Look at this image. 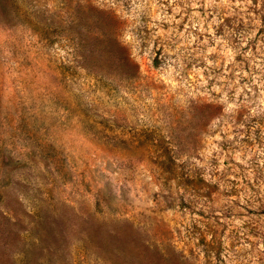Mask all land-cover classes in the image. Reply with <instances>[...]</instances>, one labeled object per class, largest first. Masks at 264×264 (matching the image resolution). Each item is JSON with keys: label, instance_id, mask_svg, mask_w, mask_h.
<instances>
[{"label": "rangeland", "instance_id": "rangeland-1", "mask_svg": "<svg viewBox=\"0 0 264 264\" xmlns=\"http://www.w3.org/2000/svg\"><path fill=\"white\" fill-rule=\"evenodd\" d=\"M37 208L90 264H264V0H0V212Z\"/></svg>", "mask_w": 264, "mask_h": 264}, {"label": "trees", "instance_id": "trees-1", "mask_svg": "<svg viewBox=\"0 0 264 264\" xmlns=\"http://www.w3.org/2000/svg\"><path fill=\"white\" fill-rule=\"evenodd\" d=\"M35 212L31 226L0 212V264H90L71 258L66 226L47 220L38 208ZM103 250L109 264H128L129 255L113 239Z\"/></svg>", "mask_w": 264, "mask_h": 264}]
</instances>
